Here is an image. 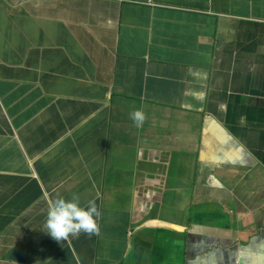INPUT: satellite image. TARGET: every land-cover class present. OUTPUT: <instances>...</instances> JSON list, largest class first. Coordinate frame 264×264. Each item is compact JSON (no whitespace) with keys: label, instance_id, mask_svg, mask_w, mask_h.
<instances>
[{"label":"crops","instance_id":"1","mask_svg":"<svg viewBox=\"0 0 264 264\" xmlns=\"http://www.w3.org/2000/svg\"><path fill=\"white\" fill-rule=\"evenodd\" d=\"M263 204L264 0H0V264H225Z\"/></svg>","mask_w":264,"mask_h":264},{"label":"clouds","instance_id":"2","mask_svg":"<svg viewBox=\"0 0 264 264\" xmlns=\"http://www.w3.org/2000/svg\"><path fill=\"white\" fill-rule=\"evenodd\" d=\"M129 115L135 127L140 128L143 126L146 114L142 109H134ZM100 216L101 212L98 210L94 199L87 201L82 206L78 194H72L70 199L57 197L51 200L48 205L47 216L43 223L42 231L57 242L68 241L70 237L78 238L81 233L88 236L99 235L97 220ZM258 217H261V219ZM258 220H261L259 227L264 229V209L258 212L255 222L257 223ZM206 238L207 240L208 238L213 239V237ZM224 240V244L209 241L208 244H212L209 249L214 245H217L219 249L224 247L223 254L225 257L234 252L239 253L241 245L247 246L251 244L252 249L248 252L249 258L247 264H264V233H256L246 243H241L237 246H227V241L226 239ZM196 263L187 259V264ZM233 264H237V262Z\"/></svg>","mask_w":264,"mask_h":264},{"label":"water","instance_id":"3","mask_svg":"<svg viewBox=\"0 0 264 264\" xmlns=\"http://www.w3.org/2000/svg\"><path fill=\"white\" fill-rule=\"evenodd\" d=\"M213 242H220V243H223L225 242L224 239H219V238H213L212 239ZM254 241V239H253ZM207 247V249H209L212 244H207V245H204L202 247ZM252 249V245L249 244L247 246H243L241 245L240 246V251L239 253H232L230 255H226L225 256V264H233L235 262H237V264H247L248 263V258H249V254L248 252ZM212 250V248L210 249V251ZM186 258L189 260V261H193V262H199L201 261V259H204L205 258V255H204V252H200L199 254H194V253H191L189 256H186Z\"/></svg>","mask_w":264,"mask_h":264},{"label":"rangeland","instance_id":"4","mask_svg":"<svg viewBox=\"0 0 264 264\" xmlns=\"http://www.w3.org/2000/svg\"><path fill=\"white\" fill-rule=\"evenodd\" d=\"M259 219H261V217H258ZM248 220L245 219V221H243L242 223H247ZM261 225V220H258V222L256 223L255 221H253L248 227H242V232L243 233H264V229L260 228L259 226Z\"/></svg>","mask_w":264,"mask_h":264},{"label":"bare ground","instance_id":"5","mask_svg":"<svg viewBox=\"0 0 264 264\" xmlns=\"http://www.w3.org/2000/svg\"><path fill=\"white\" fill-rule=\"evenodd\" d=\"M210 149H212V148H210ZM214 156V155H213ZM144 239V238H143ZM141 240V239H140Z\"/></svg>","mask_w":264,"mask_h":264}]
</instances>
